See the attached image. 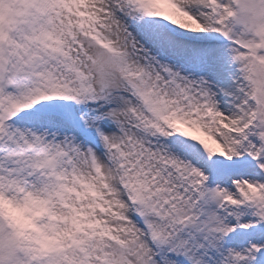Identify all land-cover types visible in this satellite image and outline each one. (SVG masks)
<instances>
[{"label":"snow or ice","instance_id":"obj_1","mask_svg":"<svg viewBox=\"0 0 264 264\" xmlns=\"http://www.w3.org/2000/svg\"><path fill=\"white\" fill-rule=\"evenodd\" d=\"M0 264H264V0H0Z\"/></svg>","mask_w":264,"mask_h":264}]
</instances>
